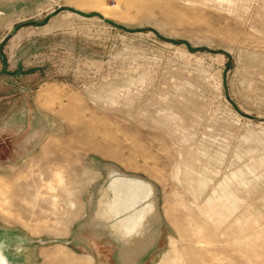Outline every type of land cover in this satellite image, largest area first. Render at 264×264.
Masks as SVG:
<instances>
[{
    "label": "rangeland",
    "instance_id": "rangeland-1",
    "mask_svg": "<svg viewBox=\"0 0 264 264\" xmlns=\"http://www.w3.org/2000/svg\"><path fill=\"white\" fill-rule=\"evenodd\" d=\"M0 264H264V0H0Z\"/></svg>",
    "mask_w": 264,
    "mask_h": 264
}]
</instances>
